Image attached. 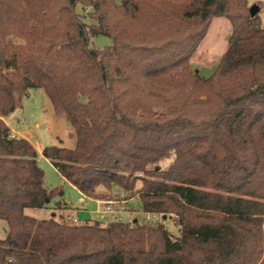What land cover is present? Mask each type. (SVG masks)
<instances>
[{"label":"trees","instance_id":"16d2710c","mask_svg":"<svg viewBox=\"0 0 264 264\" xmlns=\"http://www.w3.org/2000/svg\"><path fill=\"white\" fill-rule=\"evenodd\" d=\"M247 1L0 0V117L43 89L76 131L75 149L43 150L57 172L97 200L124 190L180 231L27 214L64 191L0 119V264H264V27ZM216 17L232 32L204 78L190 61Z\"/></svg>","mask_w":264,"mask_h":264},{"label":"rangeland","instance_id":"374dc122","mask_svg":"<svg viewBox=\"0 0 264 264\" xmlns=\"http://www.w3.org/2000/svg\"><path fill=\"white\" fill-rule=\"evenodd\" d=\"M116 1L119 2V0ZM253 5L259 6V12L257 15L260 18L261 25L264 27V0L247 1L248 9H250ZM77 11L81 14L86 12L82 10V7L79 5L77 6ZM89 11L91 10H88L87 12ZM85 21L90 22L88 18H85ZM231 32L232 27L227 19L218 17L213 18L207 35L191 58L190 69L192 71H198L204 78H210L219 64L222 55L227 49L228 37ZM112 43V39L109 37L98 35L92 38L91 45L99 49H104L111 46ZM50 111L54 112L52 104L45 91L43 89L33 90L28 97H25L21 101L19 107L7 117V122L12 130L18 132L20 135L28 137L36 146L46 148L53 146L56 142V138L53 137L54 134L52 135L50 129L52 119ZM0 119L2 118L0 117ZM64 120V124L61 125L58 123L56 128L60 129L62 126L64 127L65 124H67L66 126H68V128L71 130L74 129L68 122L66 116L64 117ZM37 162L45 172V188L49 190L61 188L64 191V194L63 196H59L48 203L46 210H27V214L34 215L37 218H47L54 212L56 213V219L61 220L64 217L63 221L71 225L100 222V224L105 226L113 221H120L123 223L131 221L129 223H133V220H138L140 224L156 226L147 223L149 214H145L143 212L138 198H129L130 193L115 187L110 192L107 200H100L99 203H96L95 201L83 197L80 192H78L57 172V170L50 162H48L42 153L37 154ZM171 162L172 159L165 160L162 162L161 167L166 169L169 167ZM140 187L141 183L139 182L137 184V188ZM103 192L104 191H101V193ZM105 202L112 203L110 205L113 208L112 211H105ZM65 203H68L69 207L74 210L73 213L75 217H73L70 212H63V210L67 208H58V206H65ZM61 216L63 217L61 218ZM171 218L174 219L177 217L174 214ZM75 219L77 220V223L74 221ZM159 222H162L166 229L173 235H180L179 227L172 219H160L159 216L157 224ZM7 232V223L4 220H0V240L6 238Z\"/></svg>","mask_w":264,"mask_h":264},{"label":"crops","instance_id":"0c3cea01","mask_svg":"<svg viewBox=\"0 0 264 264\" xmlns=\"http://www.w3.org/2000/svg\"><path fill=\"white\" fill-rule=\"evenodd\" d=\"M48 97V96H47ZM47 99V98H46ZM48 99H49V97H48ZM49 101H50V99H49ZM51 102V101H50ZM52 104V103H51ZM49 107V106H48ZM52 107H53V105H52ZM53 110H54V107H53ZM53 113H55V114H53ZM50 115H51V123H50V129H51V133H52V135L54 134V136L53 137H55L56 138V142L53 144V146H56V147H61V148H66V149H75V147H76V144H77V138H76V131H75V129H70V128H68V126H66L67 124H65V126L63 127H61L60 129L59 128H56V125L58 124V123H60L61 125H63L64 124V117H65V114H58V113H56L55 112V110H54V112H52V111H50ZM5 123H6V125L11 129V131H12V133L14 134V136H16V137H19V138H24V139H27L33 146H34V148L37 150V152L38 153H42V155H43V150L45 149L44 147H38V146H36L35 144H34V142L31 140V139H29L28 137H25V136H23V135H20L18 132H16V131H14V130H12V128L10 127V125H9V123L7 122V118H5ZM39 126V125H38ZM60 127V126H59ZM72 139H74V140H72ZM48 160V159H47ZM48 162H50L49 160H48ZM74 187V186H73ZM75 188V187H74ZM76 189V188H75ZM77 190V189H76ZM78 191V190H77ZM79 192V191H78ZM80 194L83 196V197H85V198H87V199H89V200H92V201H95L96 203H99V201L100 200H97V199H94V198H91V197H88V196H86V195H84V194H82L81 192H80ZM65 208H67V209H65ZM64 209L65 210H63V212H70V214H72L73 215V217H75V215H74V210H72L70 207H69V204L68 203H65V206H64ZM133 221H135V220H133ZM129 222H131V221H129ZM90 223H92V222H90ZM100 223V222H99Z\"/></svg>","mask_w":264,"mask_h":264},{"label":"built area","instance_id":"2783aa9c","mask_svg":"<svg viewBox=\"0 0 264 264\" xmlns=\"http://www.w3.org/2000/svg\"><path fill=\"white\" fill-rule=\"evenodd\" d=\"M14 136V134L12 135ZM106 204V212L112 211L113 208L110 206L112 203L111 202H105ZM159 216L155 215V214H149L148 219H147V223L148 224H152V225H157V219ZM77 223V220H74Z\"/></svg>","mask_w":264,"mask_h":264},{"label":"water","instance_id":"95a60500","mask_svg":"<svg viewBox=\"0 0 264 264\" xmlns=\"http://www.w3.org/2000/svg\"><path fill=\"white\" fill-rule=\"evenodd\" d=\"M259 12V6L257 5H253L251 8H250V14H251V17H255Z\"/></svg>","mask_w":264,"mask_h":264}]
</instances>
